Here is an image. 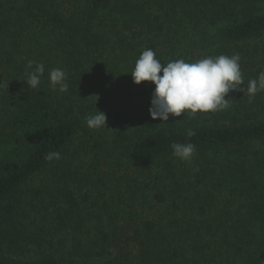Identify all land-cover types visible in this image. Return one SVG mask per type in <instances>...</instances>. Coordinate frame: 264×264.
Here are the masks:
<instances>
[{
    "label": "trees",
    "instance_id": "1",
    "mask_svg": "<svg viewBox=\"0 0 264 264\" xmlns=\"http://www.w3.org/2000/svg\"><path fill=\"white\" fill-rule=\"evenodd\" d=\"M263 2L81 0L66 10L64 0H0V264H264V105L230 92L226 110L152 120L154 85L130 73L148 48L162 64L236 53L264 35ZM28 60L45 66L37 89L23 82ZM53 68L67 72L66 93L50 89ZM261 70L241 67L244 86ZM96 109L107 130L86 126ZM84 134L117 166L150 162L149 177L124 191L82 189ZM174 142L217 154L196 165V185L177 177ZM208 182L236 207L209 218Z\"/></svg>",
    "mask_w": 264,
    "mask_h": 264
},
{
    "label": "clouds",
    "instance_id": "2",
    "mask_svg": "<svg viewBox=\"0 0 264 264\" xmlns=\"http://www.w3.org/2000/svg\"><path fill=\"white\" fill-rule=\"evenodd\" d=\"M239 53L232 55L205 56L194 62L183 58L162 64L155 52L148 48L142 51L130 72L134 84L150 82L154 85L148 109L152 120L167 122L171 117L192 116L199 113H215L231 107L230 92L247 95L249 103L258 92L264 91V70L256 79H250L244 86V77L240 66ZM45 73L43 63L28 60L23 81L27 86L37 89ZM52 91H68L67 72L62 68H53L48 73ZM243 85V86H242ZM225 97H228L227 99ZM107 116L102 111L85 118L90 130L106 129ZM193 129H186V136L192 137ZM171 155L182 162L191 163L196 153L193 143L174 142L170 145ZM45 159H60L59 152H50Z\"/></svg>",
    "mask_w": 264,
    "mask_h": 264
},
{
    "label": "rangeland",
    "instance_id": "3",
    "mask_svg": "<svg viewBox=\"0 0 264 264\" xmlns=\"http://www.w3.org/2000/svg\"><path fill=\"white\" fill-rule=\"evenodd\" d=\"M80 1L81 0H64V3L66 5L65 9L66 10L81 9ZM263 10H264V2H263ZM101 15L103 16V18H101L100 21L106 23L105 19L108 16H105V14H101ZM182 40L184 41V39L179 40L180 43L175 51L176 55H178L179 52L185 49L184 46L181 44ZM236 53H239L241 57L240 65L241 67H244V69H249L254 71L259 67H264V35L243 42L242 45H239V49L237 50ZM188 56L189 54H187L186 57ZM242 72L245 73V71ZM242 99L243 97L240 96L241 101ZM240 100L237 102L238 104H241ZM245 103L249 104V101L247 100V102H244L243 104L245 105ZM251 103L257 105L259 104L264 105V91L258 92ZM247 114L248 112L243 110L240 118L246 119ZM253 114L255 115L256 118L262 115L261 113H258L256 111ZM82 140H84L83 141L84 146L82 149L80 148L77 149V152L83 155L82 157H83L84 168L82 169V172H84L87 179L88 178L91 179V182L89 183H87V181L84 180L82 181V189H90L91 191H93V193H96L97 190L100 189L105 188L109 190L110 188L116 187L124 191L125 189H127L126 187L127 184L136 185L135 183L137 182L145 181L143 180L144 177L147 178L149 177V173L152 168V164L150 162L149 163L144 161L129 162L127 160H122L121 165L117 166L113 164L115 154L104 155V152L100 149V147H97L98 145L94 146L93 141L86 134L83 135ZM85 141L87 143H85ZM95 153H98V157L96 158L94 157ZM216 155L217 154L209 153L207 156H205V158H203L202 156L199 157L197 155H194L191 163L182 162L177 158L173 159V164L176 167L177 177L181 180L184 179L183 181L192 185L196 181L195 175L199 173V171H194L196 169V165L201 164L203 167H205L206 165H211L213 161H218V159L215 158ZM218 156L220 157L222 155L220 154ZM137 164L139 166H137ZM152 179H153L152 182L155 184L158 181V176ZM39 181L40 178L36 179L32 183V186L39 185ZM207 184H208L207 187L215 195L213 197V206L210 209L211 214H209V218H211L212 216L219 217L221 215H225L227 211L233 210L236 207V203L232 202V200L226 194V192L217 190L216 186H212L209 182ZM194 185H196V183ZM197 188L198 187L193 186L190 187L189 190L195 191V189L197 190ZM191 201L193 202V200ZM156 211L158 212V214L164 215L163 210L161 211L156 210ZM181 214H182L181 210H178L175 213L170 214L174 226L177 223H179Z\"/></svg>",
    "mask_w": 264,
    "mask_h": 264
}]
</instances>
